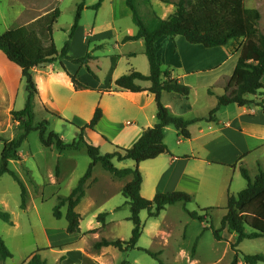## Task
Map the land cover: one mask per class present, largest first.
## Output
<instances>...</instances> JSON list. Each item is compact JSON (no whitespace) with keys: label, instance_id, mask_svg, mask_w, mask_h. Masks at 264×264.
<instances>
[{"label":"crops","instance_id":"0c3cea01","mask_svg":"<svg viewBox=\"0 0 264 264\" xmlns=\"http://www.w3.org/2000/svg\"><path fill=\"white\" fill-rule=\"evenodd\" d=\"M99 11L96 12L97 18ZM123 12L126 16H132L126 0L123 1ZM44 14L46 13L23 12L20 14V23L11 29L27 25ZM71 27L64 30L68 37L66 42L69 40ZM11 29H5L6 31L0 34ZM97 30L95 23L90 31H86L81 19L78 29L69 40L70 57L78 59L88 53L91 54L89 67L92 74L86 67L65 59L32 70L38 88L33 109L37 105L53 116L57 115L56 117L60 119L77 124V127H83L90 123L97 108H101L103 117L96 131H88V139L96 135L103 143L112 142L119 147L130 149L146 130L158 123L157 104L154 95L149 92L115 91V81L132 71L146 76L150 74V64L145 55V42L143 40L124 42L127 36L137 35V27L136 30L128 29L122 36L113 26L99 32ZM260 30L264 34L261 22ZM104 40H115V44L114 53L107 56L110 61L108 72L105 76H100L92 64H97L101 57L98 56L96 49L99 46L100 49L106 48L108 42L97 43ZM127 45L132 48L125 49ZM158 47L163 70L171 71L173 77L178 78L192 90L190 99L177 93L163 92L162 103L171 113L186 119L208 118L210 111L217 106V96L224 94L215 87L221 86V90L225 89L234 73L240 51L235 54L227 51L225 54L222 50L225 47L207 49L202 45L188 43L182 36L164 37L158 42ZM225 65L229 66L227 71ZM225 73L229 75L224 77ZM72 76L89 89L77 90ZM262 82L264 85V76ZM137 84L144 88L151 86L149 81H137ZM209 89H212L215 95L209 94ZM24 91L26 86L22 69L9 61L0 51L2 150L4 147L2 140H13L15 128L18 130L17 133L22 128L20 123L14 120L13 112L25 108L27 91ZM201 93L204 95L205 104L199 108ZM247 98L254 103L244 107L236 104L221 107L213 119H205L190 125L189 139L183 138L175 127L168 126L165 144L170 153L139 165L143 175L141 195L151 200L159 193L185 192L192 196L193 202H198L200 210L216 208L215 206L221 205L222 202H228L229 195H234L232 188L235 182L238 184L237 188H244L243 169L248 171L252 180L260 170L264 171V110L257 105L264 99V95ZM96 145L101 150V144ZM93 182H88L86 190H91L93 186L99 187L98 182ZM118 191L121 192V188ZM110 194H107V197H110ZM66 227L46 231L48 247L46 251L40 253L46 264H123V252L113 246L91 249L90 234L87 232L101 231L103 226L100 223L95 227L91 225L87 230L80 226L81 232L77 234H68ZM156 233V230L155 233L149 232L152 238ZM224 233L223 237L229 243L235 242L234 235L227 230ZM93 235L94 244L102 240V236H96V233ZM103 237L106 238L104 234ZM118 239L123 240V237ZM193 263L199 264L200 261L196 258ZM240 264H243L242 257Z\"/></svg>","mask_w":264,"mask_h":264},{"label":"trees","instance_id":"16d2710c","mask_svg":"<svg viewBox=\"0 0 264 264\" xmlns=\"http://www.w3.org/2000/svg\"><path fill=\"white\" fill-rule=\"evenodd\" d=\"M105 0H99L95 6L86 7L83 2L77 8L74 23L71 27L69 40L79 27L82 13L85 9L99 10ZM127 6L132 12V20L138 28L136 36H127L124 42L143 40L145 42V55L150 64L148 76L132 71L128 75L119 77L115 81V91H128L132 93L149 92L154 95L157 104L158 123L144 132L139 141L130 149L117 146L113 153L102 155L100 149L94 145H87V152L91 158V164L85 176L79 181L78 186L72 191L69 197L62 200L54 209V217L61 220L65 217L67 221L66 232L77 234L81 232V215L76 211L86 194V183L92 177L96 166L110 173L116 179L131 178L122 189V195L127 199L130 207L129 221L133 223L132 236L129 241L102 239L94 245V249L113 246L123 253L134 250L143 234L144 225L141 220V213L147 211L149 217H158L168 206L182 203L185 208L193 202L191 195L185 192L159 193L152 200L141 195L143 175L139 169L142 162L153 160L160 155L170 153L165 144V132L168 126L175 127L180 135L191 138L189 126L193 123L213 119L221 107L236 104L244 107L254 102L248 96L262 97L264 95V34L260 30L261 13L257 9H250L246 6V0H179L172 3L175 6L174 13L167 19H161L156 14L153 18L145 20L139 13L137 0H126ZM61 16V11L54 8L38 19L22 27L11 29L0 34V51L7 59L22 69L28 94L25 108L13 112L14 120L20 122L24 127V133L17 139L2 140L4 147L1 153L0 179L4 175H10L21 188V209L27 207L28 190L20 177L11 170L12 160L20 161V148L26 142L32 131L40 132V140L46 147L56 145L58 150L68 148L78 149L79 145L85 144V134L88 131H96V127L103 117L101 108H97L94 117L87 125L77 127L78 139L71 144H66L60 136L51 132L47 139L44 138L42 126L49 125L43 122L39 126H33L34 98L38 95V88L34 82L32 70L35 67L51 64L59 59L71 61L73 64L81 65L92 74L89 67L91 54L88 53L82 58H72L68 55L69 40L65 43L61 52H58L54 39V26ZM184 37L192 45H202L211 49L216 47H228L233 42L241 41L240 55L234 73L224 89V94L217 96V106L210 111L208 118L196 117L186 119L171 113L162 103L163 92L177 93L186 99H190L192 90L189 86L180 82L169 70H163V63L159 54L158 42L164 37ZM100 49V46L97 48ZM72 81L77 90L89 89L82 84L75 76ZM137 81H149L151 86L144 88L137 84ZM209 94L215 95L212 89ZM264 110V99L257 103ZM57 116V115H56ZM106 139V138H105ZM118 162L130 160L136 163L134 169L117 168L113 160ZM60 172L57 169V176ZM242 176L247 181V187L237 195H229L226 214L222 219L221 227L213 231L217 241H224V231L235 236V242L231 243V249L235 251L233 260L229 264H240V253L238 246L245 240H256L264 238V171L260 170L254 180L251 179L247 170H242ZM67 204L65 216L61 207ZM214 208L201 210L206 214L200 215L197 211L189 212L193 219L204 222L209 212ZM107 213L99 214L98 223L106 226ZM0 220L14 226L11 215L0 210ZM90 232H93L90 231ZM140 251L157 259V256L144 248ZM196 252V246L193 253ZM14 257L8 248L5 240L0 236V261L5 262ZM243 264L264 263V255H242ZM29 264H46L39 254H35ZM160 264H164L160 262Z\"/></svg>","mask_w":264,"mask_h":264},{"label":"rangeland","instance_id":"374dc122","mask_svg":"<svg viewBox=\"0 0 264 264\" xmlns=\"http://www.w3.org/2000/svg\"><path fill=\"white\" fill-rule=\"evenodd\" d=\"M123 1L105 0L101 10L99 9L100 11L84 10L82 24L85 30L90 31L95 23H97L98 32L113 26L119 31L120 36L130 28L136 30L132 16H126L123 12ZM165 1L137 0V7L145 20L153 18L154 14L161 19H167L175 11V6L172 3L179 2V0H169L172 3ZM83 2L87 6H95L99 0H0V33L6 31L5 29L16 27L20 23V14L23 12L41 14L58 8L61 11V16L54 26V39L58 50H61L68 38L64 30L73 25L77 8ZM246 6L250 9L256 8L261 13V29L264 30V0H246ZM98 11L97 18L96 12ZM104 42H108L106 48L96 49L98 56L101 57L97 64H92L100 76L107 74L110 66L107 56L114 53L115 40H104L97 43L103 44ZM131 48L132 46L127 45L125 49ZM240 49L241 41H238L231 43L227 49L225 47L222 50L225 54L227 51L235 54ZM224 68L227 71L229 66L225 65ZM227 73L224 74V77L229 75ZM215 89L224 92V88L221 90V86H216ZM25 95L28 97L27 92ZM200 97L199 108H202L205 104L204 95L201 93ZM33 111L34 127L39 126V124L44 125L43 122H49V125L42 126L45 139L49 137L51 132L57 133L66 144H71L78 139L80 131H78L77 124L53 116L37 105ZM20 126L22 128L19 129L18 133L23 134L24 127ZM17 131L15 128L14 139L19 137ZM87 134H85V144L79 145L78 149L68 148L66 150H58L55 144L51 147L43 145L39 131H32L29 134L26 142L19 150L21 160H12V164L10 163L11 170L16 172L27 187V209H21L19 184L10 175H4L0 179V210L8 212L15 222V226H10L0 220V236L3 237L14 255L12 259L5 262L0 261V264H29L33 255H40L46 251L48 247L46 231H56L66 227L65 217L61 220L55 218L54 209L62 200L70 196L91 164L92 160L88 155L86 143L96 147H98L96 143H100L102 155L117 150V145L112 142L103 143L101 139H97L96 135H92V138L89 137L88 139ZM1 152L2 145L0 143V164ZM113 163L119 169H134L136 167V163L130 160L118 162L114 159ZM57 169L60 172L59 176H57ZM93 180L95 181L93 182ZM130 180L131 178L116 179L101 165H98L92 177L87 181L85 188L91 181L93 183L98 182L99 187L93 186L91 190H86L85 198L76 209L82 215L80 226L84 230L90 228L91 225L95 227L98 224V215L108 214L106 218L108 224L101 228V231L87 232L90 234L89 245L91 249H94L96 244L92 239L95 233L96 236H102L101 239L120 240L118 238L123 237L122 241L130 240L133 223L129 221L130 207L128 201L122 195L123 187ZM242 180L245 184L244 188H237L238 184L234 183L232 188L234 195L246 188L247 181L244 178ZM119 188H121V192L118 191ZM110 192L112 193L110 194ZM107 194H110V197H107ZM226 203L224 201L221 205L215 206L216 208L209 212V216L204 222L190 216L189 212L195 211L200 215L206 214L199 209L200 205L197 201L188 204L186 208L182 203L168 206L155 218L149 217L148 212L143 211L141 213V220L144 225L143 234L136 249L123 253V264H160V262L164 264H194L193 261L196 258L200 261L199 264H229L235 255V251L231 249V243L227 239L221 242L217 241L213 233L214 230L221 227L222 219L226 214ZM61 212L65 216L67 204L61 207ZM155 230L157 233L152 238L149 232L155 233ZM103 234L106 238L103 237ZM195 246L196 252L193 253ZM138 248L149 250L157 256V259ZM237 250L240 257L243 254L264 255V238L245 240L238 246Z\"/></svg>","mask_w":264,"mask_h":264}]
</instances>
